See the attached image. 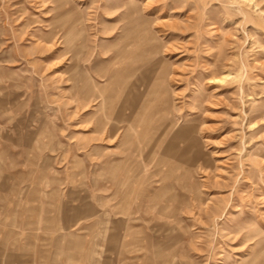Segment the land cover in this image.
I'll use <instances>...</instances> for the list:
<instances>
[{"label":"rangeland","instance_id":"obj_1","mask_svg":"<svg viewBox=\"0 0 264 264\" xmlns=\"http://www.w3.org/2000/svg\"><path fill=\"white\" fill-rule=\"evenodd\" d=\"M0 264H264V0H0Z\"/></svg>","mask_w":264,"mask_h":264},{"label":"bare ground","instance_id":"obj_2","mask_svg":"<svg viewBox=\"0 0 264 264\" xmlns=\"http://www.w3.org/2000/svg\"><path fill=\"white\" fill-rule=\"evenodd\" d=\"M230 76H227L225 78H222V79H218L217 81L220 82V81H223V80H226L227 78H229Z\"/></svg>","mask_w":264,"mask_h":264}]
</instances>
